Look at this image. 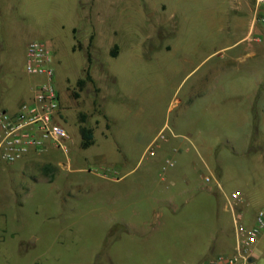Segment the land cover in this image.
Listing matches in <instances>:
<instances>
[{"label":"rangeland","instance_id":"1","mask_svg":"<svg viewBox=\"0 0 264 264\" xmlns=\"http://www.w3.org/2000/svg\"><path fill=\"white\" fill-rule=\"evenodd\" d=\"M238 6L0 0V109L16 110L41 80L24 71L26 46L40 39L72 135L66 150L49 146L1 164L0 264H199L232 252L227 197L239 192L246 224L264 208V24L252 33L255 54L243 56L244 44L221 49L244 30ZM85 69L91 79L79 90ZM81 120L110 126L84 148ZM210 171L220 186L203 179ZM179 187L187 190L173 203L150 198ZM114 189L131 190L124 202L148 224H115ZM254 247V264H264V237Z\"/></svg>","mask_w":264,"mask_h":264},{"label":"built area","instance_id":"2","mask_svg":"<svg viewBox=\"0 0 264 264\" xmlns=\"http://www.w3.org/2000/svg\"><path fill=\"white\" fill-rule=\"evenodd\" d=\"M259 23L264 24V0H253L252 26L256 27ZM253 39L259 41L258 36H253ZM51 63L47 45L40 39L29 40L24 71L29 75L40 76L41 80L35 84L32 95L22 100L16 110L0 109V166L2 163H12L30 151L43 152L51 144L67 149L69 133L58 120L60 96ZM158 136L164 138L163 132H159ZM211 178L204 177L206 182L211 181ZM214 180L220 186L219 181ZM240 201L238 191H233L227 200L234 225L233 251L208 257L199 264H253L250 257L257 238L264 230V208L255 212L251 224H246L237 209Z\"/></svg>","mask_w":264,"mask_h":264},{"label":"crops","instance_id":"3","mask_svg":"<svg viewBox=\"0 0 264 264\" xmlns=\"http://www.w3.org/2000/svg\"><path fill=\"white\" fill-rule=\"evenodd\" d=\"M238 4H239V6H238L239 10L242 13L246 14L245 22L244 23L243 22L240 23L241 24L240 26L244 30H242V32H241L242 35L241 36H238L233 42L226 43L225 45H223V47H221V49L227 50V49H231V48H233L235 46H238L239 44H244L243 56L253 55V54H255V52L257 51V48H258L257 45H256L257 41L254 40L253 37H252V33L256 29V27L252 26L253 0H238ZM207 19H208V17H207ZM212 21H213V17L210 15L209 19H208V22L212 23ZM1 24H2V21H1V17H0V30H1ZM209 25L212 26L211 24H209ZM236 25H237V23L234 22L233 26H236ZM226 27L228 28L227 32L234 31V30L230 29L228 24H226ZM1 38L2 37L0 36V53L4 49V47L2 45V42H3L2 40L3 39H1ZM0 65H1V60H0ZM3 92H4V90L0 89V97L2 96ZM59 96H60V94H59ZM0 103H1V101H0ZM64 106L65 105L62 104L61 99H60V112L64 108ZM58 120L65 127L64 124L66 123V121L61 117V113H59V119ZM79 126H80V124H79ZM109 126L110 125L106 126L105 124H100L97 129L92 128L90 126L92 128V130H93V143L91 145H93L94 142L96 141V137H99V136L102 137L103 135H105L106 130L109 128ZM67 131L69 132V130H67ZM78 131H79V127H78ZM79 135H80V132H79ZM182 135H184V134H182ZM184 136H186V135H184ZM70 138H72L71 132H69V139ZM80 141H81V136H80ZM50 146H54V145L51 144ZM54 147H56V146H54ZM30 152H32V151H30ZM38 153H40V152H37L36 154H38ZM102 156H103L102 158H104V155H102ZM210 175H212L213 180L216 179L215 174L213 172L210 171ZM203 179H204V176H203ZM113 180L115 182H119L120 180H122V176L118 177V178H114L113 177ZM184 181H185L186 185H189L191 183L190 179H186ZM171 183L172 184H176L174 178H171ZM185 190H187V188H185V187L184 188H181V187L175 188L174 189L175 194H173L174 192L170 193L167 199L163 196L164 193H163L162 190L155 191L154 194L152 193V196L150 198L155 203H161V202L164 203L166 200L169 203H173L177 199V197L175 195H177V196L180 195L181 196L184 193ZM130 195H131V190L130 189H114L112 191V194L109 196V202H110V205H111V211L113 213V218L115 220V224L122 225V226H127V227H133V228L134 227H139L141 225L145 226L146 224H148V218H145V219H142V220H140L138 218L141 215V208H139L137 206H134V208L132 209L131 202H127V203L124 202V200H127L130 197ZM228 198L229 197H227V200H228ZM173 206H174V209H176L177 204L174 203ZM127 208L130 210V214L128 216L129 218L126 217V215H123V213H122V211L127 210ZM132 215H133L134 218L137 217V220H134ZM231 215H232V212H231ZM147 216H149V213H147ZM253 218H254V216H253ZM253 218L251 220L252 222H253ZM263 237H264V230L259 235L257 240L260 239V238H263ZM233 247H234V242H233L232 247H231L232 251H233ZM259 252H258V249L253 247V254H252V258H253L252 262H253V264H254V261L256 259V256L259 255Z\"/></svg>","mask_w":264,"mask_h":264},{"label":"trees","instance_id":"4","mask_svg":"<svg viewBox=\"0 0 264 264\" xmlns=\"http://www.w3.org/2000/svg\"><path fill=\"white\" fill-rule=\"evenodd\" d=\"M112 54L116 55V52L113 51ZM87 79L90 80L91 76L88 72V69H85V77L84 78H78L76 80V84H77L79 90H81L84 87ZM73 94L75 96H78L79 93H78V91H73ZM81 121H82V124H80V126H79V132H80V136H81L80 144H81V147L85 148V147L90 146L93 143V130L90 126L84 124V120H81Z\"/></svg>","mask_w":264,"mask_h":264},{"label":"water","instance_id":"5","mask_svg":"<svg viewBox=\"0 0 264 264\" xmlns=\"http://www.w3.org/2000/svg\"><path fill=\"white\" fill-rule=\"evenodd\" d=\"M253 260V258L252 257H250V261H252Z\"/></svg>","mask_w":264,"mask_h":264}]
</instances>
